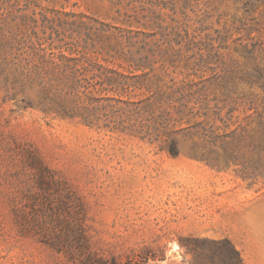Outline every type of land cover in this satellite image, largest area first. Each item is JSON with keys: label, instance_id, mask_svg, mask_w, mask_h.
Wrapping results in <instances>:
<instances>
[{"label": "rangeland", "instance_id": "1", "mask_svg": "<svg viewBox=\"0 0 264 264\" xmlns=\"http://www.w3.org/2000/svg\"><path fill=\"white\" fill-rule=\"evenodd\" d=\"M263 130L264 0H0V264H264Z\"/></svg>", "mask_w": 264, "mask_h": 264}, {"label": "trees", "instance_id": "2", "mask_svg": "<svg viewBox=\"0 0 264 264\" xmlns=\"http://www.w3.org/2000/svg\"><path fill=\"white\" fill-rule=\"evenodd\" d=\"M71 76L74 77V73ZM72 85L71 83V87ZM74 87H77V81H75ZM175 146L174 142L172 152H174ZM258 147L264 148V142L261 141ZM189 240V246L194 255L193 264H243L240 252L227 238H191ZM111 263L116 264V261L112 260Z\"/></svg>", "mask_w": 264, "mask_h": 264}]
</instances>
